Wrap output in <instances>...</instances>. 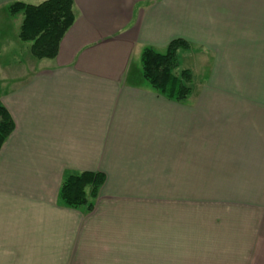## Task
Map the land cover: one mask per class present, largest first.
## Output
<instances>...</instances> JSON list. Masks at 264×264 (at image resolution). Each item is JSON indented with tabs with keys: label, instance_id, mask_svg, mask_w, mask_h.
Returning <instances> with one entry per match:
<instances>
[{
	"label": "crops",
	"instance_id": "crops-1",
	"mask_svg": "<svg viewBox=\"0 0 264 264\" xmlns=\"http://www.w3.org/2000/svg\"><path fill=\"white\" fill-rule=\"evenodd\" d=\"M15 1L44 0H0V264H264V0H73L52 59L4 34ZM174 39L182 102L136 68ZM83 171L91 210L59 199Z\"/></svg>",
	"mask_w": 264,
	"mask_h": 264
},
{
	"label": "trees",
	"instance_id": "trees-1",
	"mask_svg": "<svg viewBox=\"0 0 264 264\" xmlns=\"http://www.w3.org/2000/svg\"><path fill=\"white\" fill-rule=\"evenodd\" d=\"M10 14H22L18 38L29 42L31 55L36 59H52L60 41L74 21L73 0H44L39 4L15 1L8 5ZM189 49L183 39L172 40L164 52L150 46L143 48L140 63L142 78L166 98L182 102L191 94L192 73L179 67L178 54ZM15 128L13 118L0 101V148ZM102 172L83 171L64 177L59 188V199L70 208L85 206L92 209L99 189L104 183Z\"/></svg>",
	"mask_w": 264,
	"mask_h": 264
},
{
	"label": "rangeland",
	"instance_id": "rangeland-1",
	"mask_svg": "<svg viewBox=\"0 0 264 264\" xmlns=\"http://www.w3.org/2000/svg\"><path fill=\"white\" fill-rule=\"evenodd\" d=\"M21 18H22V15L21 14L12 16V14L10 15V13H9L8 25L6 26L7 29L4 30V34L6 36H7V33H8L9 38H11V36L13 35V33L17 29L16 28L17 27L16 26V24H17L16 22H19ZM22 43L26 47H29L28 46L29 42H22ZM186 50H188V49H184L182 51L185 52ZM197 55H195V54L190 55V54H181V53H179L178 54V57H179V67L180 68H186V67L187 68H190V67H192L196 63V61H197V59H195V58L193 59V57H195V56L197 57ZM136 65H137L136 68H138V69L141 68L140 60L136 63Z\"/></svg>",
	"mask_w": 264,
	"mask_h": 264
}]
</instances>
